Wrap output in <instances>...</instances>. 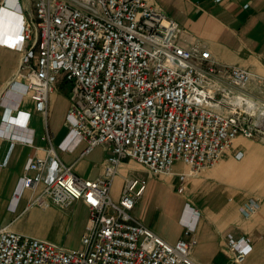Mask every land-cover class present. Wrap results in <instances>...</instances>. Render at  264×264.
Wrapping results in <instances>:
<instances>
[{
    "label": "built area",
    "instance_id": "2783aa9c",
    "mask_svg": "<svg viewBox=\"0 0 264 264\" xmlns=\"http://www.w3.org/2000/svg\"><path fill=\"white\" fill-rule=\"evenodd\" d=\"M9 2L21 16L11 44L22 52L10 85L21 86L47 122L50 94L68 80V131L59 146L110 152L95 177L74 171L53 145L29 158L14 197L29 188L31 204L62 209L81 200L86 227L78 246L0 227V264H203L193 256V206L182 214L187 236L169 241L133 212L148 179L125 175L118 198L114 179L126 160L156 175L181 161L189 169L179 176L182 192L188 175L230 150L243 157L237 137L264 140V75L187 41L181 23L151 0H0ZM259 204L249 201L245 213ZM226 245L238 263L253 249L249 235L229 234Z\"/></svg>",
    "mask_w": 264,
    "mask_h": 264
},
{
    "label": "crops",
    "instance_id": "0c3cea01",
    "mask_svg": "<svg viewBox=\"0 0 264 264\" xmlns=\"http://www.w3.org/2000/svg\"><path fill=\"white\" fill-rule=\"evenodd\" d=\"M151 1L181 23L187 41L202 42L218 61L246 66L264 75V0ZM20 21L13 2L6 6L0 3V130H3L0 131V227L8 226L49 239L58 237L60 240L56 241L78 246L88 219V207L83 201L77 200L62 209L52 201L45 207L31 204L33 193L29 188H25L19 198L14 194L29 158L45 156L51 145L64 163L72 164L74 171L88 177L98 176L103 171L104 159L110 150L101 145L81 155L84 143L72 150L59 146L68 131L64 119L71 85L63 91L64 83H61L50 94L47 122L21 86L10 85L22 55L21 50L11 44L18 39ZM9 123V128H5ZM235 146L244 151L243 157L236 158L230 150L215 165L188 175L182 192L178 191L179 176L188 169L186 164L176 161L171 172L147 180V187L133 209L146 224L173 242L187 236L182 214L187 203L193 206L199 212L192 233L196 240L193 256L203 264L211 261L264 264V140L239 136ZM125 162L114 179V198L120 196L123 178L128 172ZM253 199L259 201V207L246 214L244 208ZM163 208L171 209V214H164ZM50 213L55 220L75 218L76 241L63 242L62 230L51 236L34 224ZM229 234L252 238L253 249L242 263L232 260V252L226 245Z\"/></svg>",
    "mask_w": 264,
    "mask_h": 264
},
{
    "label": "rangeland",
    "instance_id": "374dc122",
    "mask_svg": "<svg viewBox=\"0 0 264 264\" xmlns=\"http://www.w3.org/2000/svg\"><path fill=\"white\" fill-rule=\"evenodd\" d=\"M61 83H64L63 91H67L68 87L71 85V83L68 80H65V82L61 81ZM124 166L128 167V170H127L128 172L125 175H128V174L129 175H141L143 177H146L147 179L156 175V174L150 173L148 169L146 168V166L142 165L135 159L126 160V162L124 163ZM187 169H188V166H187ZM162 174H157V175L159 176ZM167 212H169L168 215L171 214V209L166 211L163 208V213L166 214ZM34 224L40 225L43 229H45L48 233H50L51 236L54 234L56 235L58 231L62 230L61 233L63 236L62 237L63 242H70V244H72L74 241L77 240V230L76 228H74L75 224L77 223H76L75 218H73L72 216L67 218L65 221H60L58 219L56 220L53 219V214L50 213V214H47L46 217H44L43 219H38ZM50 238L55 239V240H60L58 237H50ZM226 258L227 257H225V259Z\"/></svg>",
    "mask_w": 264,
    "mask_h": 264
},
{
    "label": "bare ground",
    "instance_id": "6f19581e",
    "mask_svg": "<svg viewBox=\"0 0 264 264\" xmlns=\"http://www.w3.org/2000/svg\"><path fill=\"white\" fill-rule=\"evenodd\" d=\"M192 225H194V221L192 222Z\"/></svg>",
    "mask_w": 264,
    "mask_h": 264
}]
</instances>
